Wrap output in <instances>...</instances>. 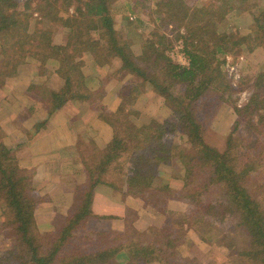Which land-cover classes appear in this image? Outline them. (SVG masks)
<instances>
[{
	"label": "trees",
	"instance_id": "1",
	"mask_svg": "<svg viewBox=\"0 0 264 264\" xmlns=\"http://www.w3.org/2000/svg\"><path fill=\"white\" fill-rule=\"evenodd\" d=\"M247 1L210 0L205 7L191 8L187 0H154L155 12L162 10L166 24H172L171 36L154 28L135 43L127 29L121 30L123 25L129 28L132 23L127 17L120 29L114 28L108 12L110 0H24L21 10L16 8V0H0V40L25 49L39 64L40 74L55 70L64 81L61 89L50 92L48 112L70 100L81 99L88 106L98 107L107 132L105 145L99 147L90 141L93 153L82 158L87 186L81 185L80 191L71 195L73 211L61 225L48 227L37 237L32 233L35 210L46 200L32 186L34 170L19 166L0 127V227L11 233L15 241L10 250L0 254V264H199L193 260L175 262L166 248L188 230L198 231L194 224L210 226L208 234L199 236L200 240L217 239L223 223L230 227L227 235L233 243V230L243 234L234 244L237 264H264V80L255 81L252 106L241 121L235 117L237 106L224 96L230 84L222 76L227 55L234 57L244 48L256 47L264 53V11L259 15L248 13L252 28L239 38L224 37L218 31V20L229 13L237 19L239 6L247 11L254 6ZM148 2L140 6L147 9ZM138 7L136 1L131 11ZM43 20L61 24L67 31L65 38L56 39L51 30L42 27ZM177 40L183 42L186 65L166 53ZM86 54L95 56L89 58L88 72L80 58ZM51 61L56 66L49 69ZM15 62L0 60V82L17 74L19 64L16 66ZM122 73L129 74L135 91L115 100L114 107L106 106L103 100L110 81ZM144 86L162 98V108L168 110L163 120L154 117L150 107H144L140 90ZM209 93L224 96L218 113L230 103L232 106L227 115L232 123L222 148L205 140V114L200 109L203 99L212 97ZM138 117L142 121L137 122ZM175 138L179 141L175 142L178 150L163 146L164 139L174 142ZM173 159L178 171L172 169L171 177L181 181L178 187L160 181L159 172L169 168ZM118 161L114 169H120L118 173L123 175L120 187L124 186L123 191L131 200L139 191L147 195L144 201L150 209L139 212L140 216L149 214L154 223L143 227V217H136L138 224L126 222L124 226L127 232L134 230L132 234L125 237L123 233L122 238L115 240L114 235L111 237L115 231L99 228L102 220L113 217L94 214L92 203L99 186L118 187L117 179L107 176L111 163ZM158 194L184 203L186 208H164L163 212L159 209L171 216L169 223L160 224V211L149 205V200ZM56 200L59 202L54 204L61 209L67 201L66 194ZM90 218L99 221H93L91 228L86 229ZM84 238L99 242L93 243L98 246L79 250L77 245H71L73 240Z\"/></svg>",
	"mask_w": 264,
	"mask_h": 264
},
{
	"label": "rangeland",
	"instance_id": "2",
	"mask_svg": "<svg viewBox=\"0 0 264 264\" xmlns=\"http://www.w3.org/2000/svg\"><path fill=\"white\" fill-rule=\"evenodd\" d=\"M17 1V6L16 8L18 10H21V8L24 5V0H16ZM115 0H110V6L108 7V12L110 13L112 20H113V26L115 29H120L123 23L125 22V17H127V20L132 21L130 27L123 25L121 30L125 31L126 29L130 32L131 38L134 40L144 38L149 35L150 31L154 28L159 29L161 32H164L171 36L170 29L172 28V24H166L167 17L164 15L162 10H159L157 13L155 12L156 10V5L154 3V0H148L149 2L147 3V9L146 7L140 6L141 4L146 2V0H119L116 3H114ZM126 1V2H124ZM139 6L136 11H131L132 5L136 3ZM113 2V4H112ZM188 4L191 5V8H195L197 6H203V5H208L210 3V0H187ZM209 2V3H208ZM248 3H251L254 5L252 8L247 11V8L242 9V6H239L238 9H240V16L237 19H232L231 17L232 13H229L224 19L218 20L219 21V29L218 31L225 37L226 35H231L235 38H239L242 35H245L246 33L250 32V29L252 28L249 26L250 19L251 17L249 16V12H253L256 15H259L260 12L264 11V0H248ZM129 5V6H126ZM234 7L233 5H231ZM205 7V6H203ZM244 10V11H243ZM141 11V13L139 12ZM163 24V25H162ZM42 27L49 29L52 31V33L55 35L56 39L63 40L65 38V35L67 34V31H64L62 28V25L57 23V22H52L48 20H43L42 21ZM182 29V28H181ZM182 31V30H181ZM141 42V41H140ZM134 43V42H133ZM136 43V42H135ZM181 45L183 47V42L181 40H177L174 43V46L171 50H168L166 53L171 57V52L175 48L178 49V46ZM16 51H14L15 49ZM21 46H17L13 42H8L5 40H0V60L1 59H10V60H16L13 55H16V58L22 56H26V58L31 62L32 64L37 66L38 73H39V64L31 58L25 49H21ZM12 51L17 52L12 55ZM180 54V52L178 51ZM178 54V55H179ZM175 52L173 53V58L172 60L181 63L178 60V56ZM90 56V57H89ZM83 55L81 56V60H84V66L83 68L85 69V72H88L86 69H89L90 65V60L95 58L93 54L89 55ZM90 58V60H89ZM32 60V61H31ZM54 61H51L48 63V67L54 68L56 66ZM16 66H20L21 62L19 60H16L15 62ZM114 70L115 67H112ZM52 72H55V70H51V74H45L42 75L44 77L43 83L40 84L41 88L43 89L40 95L47 101L50 99V89L48 86L52 84L50 82L47 87L44 86L45 81L49 79L52 76ZM222 72H223V78L229 82L230 84V90H228L227 93L224 94V96H229L230 97V102L235 104L237 106V110H235V117L241 121L244 120L245 115H247V111L250 110V107L252 106L251 99L254 94H256L255 91H253V88H256L257 83L255 81L257 79H263L264 80V53L261 48L256 47L253 50H248L247 48H244L240 53H238L237 56H226V62L222 66ZM18 74V73H17ZM57 74V73H56ZM58 75V74H57ZM59 76V75H58ZM60 80L62 81V86L64 84L63 79L59 76ZM129 74L128 73H122V75L114 76L113 79L110 81V84L112 86H115L114 89H112L113 97L107 101L106 106L109 107H114V101L117 100L119 97L124 98L125 96L127 97L129 91L131 90L135 91V87L133 85L132 81H129ZM96 85V84H95ZM62 86L59 88L61 89ZM59 89H56L58 91ZM141 92H143L144 98L143 102L146 104L144 107H150L149 111L150 113L153 114L154 117H156L159 120H163L167 116V109L162 108V98L154 93L153 91L149 90L146 88V86L140 88ZM259 90V89H257ZM111 90H107V94L112 93ZM106 94V95H107ZM212 95V97L208 98L207 100L203 99L202 102V109H200L201 113L205 114V140L208 144L222 148L225 143V136L229 130V127L232 123V119L228 118L232 110L231 103L228 105L225 109V111H222L220 114L218 113V104L220 101H222L224 96L221 94H218L217 96H214L212 93H209ZM115 99V100H113ZM221 99V100H220ZM142 103L139 102V107L142 108ZM45 106L50 109V102L49 105L45 103ZM98 110V107L96 108ZM99 113V112H98ZM217 113V116H216ZM229 113V114H228ZM95 118V117H93ZM214 118L213 122L212 119ZM211 120V121H210ZM142 121V117H138L137 122ZM4 130V129H3ZM88 131V130H87ZM5 132V131H4ZM102 134H104L103 129L101 130ZM2 134V133H1ZM38 134V133H37ZM94 136L93 135H87L88 138V145L81 146L80 150V160L82 162V158H86L90 156L93 153V148L92 144L90 141L93 140ZM32 141L34 143H38V139L40 138V135L33 134L31 136ZM99 142L102 140L104 141V137H98L96 136ZM101 140V141H100ZM18 143L19 141H15ZM179 143L178 139L175 138L174 142L172 139H164L162 141L163 146L166 148L172 150H178L176 148L175 144ZM5 143L7 145H10L14 151V155L16 156L18 160V164L21 168H25L28 170H34L33 167H26L23 166L20 163V159H18L16 155V149L17 145H14V142H12V139L10 135L6 136ZM23 143V141H22ZM105 145V141L103 143V146ZM99 146V147H103ZM43 159H37L38 162L42 161ZM122 162H126L124 159H122ZM118 162H113L111 163L110 171L107 174L109 178H116L119 183H117V188H112L108 186H99V188L96 190L95 193L98 192L100 194V199L97 198L96 202L92 203V210H94V214L98 216H112L113 218L111 219H104L102 226L99 228H109L108 230L114 233H111V237L114 235L115 240H119L122 238V234L124 233V236H130L132 232L130 231L127 232L126 228L124 227L126 225V222L128 224H138L137 220H135L136 217H143L142 221V226L145 227L149 223H154L153 218L149 214H145L143 216H140L143 208L146 210H149L150 207H148L144 201V196L146 198L147 195H144L143 192L139 191L135 196L133 197V200L127 197V195L124 193L123 189L124 186L122 187V190L120 189V184L122 185L123 182L121 183L120 181L123 178V175L118 173V170L120 169H114V166L118 164ZM126 165V164H125ZM82 174H84L82 177L79 178L76 182H74V187L73 190L70 192V194L74 195V192L80 191L79 188L81 185L87 186V183L85 182V170H84V165L82 163ZM172 169H175L178 171V166L175 163L174 159L170 161V167L167 169H163L160 171V181L161 184L168 183L173 187H178L181 184L180 180L173 179L171 177V172H174ZM172 170V171H171ZM73 178L76 177L73 176ZM155 184H152L150 188H153ZM33 185V184H32ZM50 186L51 185H47ZM120 187V188H119ZM36 191V189L34 188ZM35 191H33L35 193ZM59 193H62V190H57ZM38 194L43 195L46 201H50V203L54 204V201L58 204L59 201H57L54 198L60 197V194H58L57 197H54L53 200L51 199H46L49 195H53L55 191H52L48 187L45 188V190H41V188H38L36 191ZM139 194V195H138ZM143 194V195H142ZM67 195V194H66ZM95 196V194H94ZM155 197V198H154ZM154 199L149 200V205L153 204L155 207L153 209L161 210L163 212V209L170 210V208H175L177 210H184L186 208V205L184 203H177L173 200L167 199L164 194L162 195H156L154 196ZM94 199V198H93ZM111 201L113 204L114 202L120 203L121 204V209L119 208L116 209L115 206L112 207L111 204H105L103 201ZM65 201L67 205L65 210H61L56 215L54 216V222L53 223H42L38 222L36 220V224L32 229V233L36 235L37 237H40L42 232H45L44 230L47 229L48 227H53V226H59L61 225L64 220L66 219L67 214L71 213L73 211L74 207V200L67 199ZM72 201V203H71ZM126 205H128V210L126 211ZM95 206V207H94ZM54 205H52V209H54ZM55 210V209H54ZM159 210V211H160ZM160 211V219L159 222L162 224L163 222L169 223L171 221V216H166L167 214L163 213ZM56 218V219H55ZM93 221H96L97 219L90 218ZM99 221V220H97ZM87 226L85 227L86 229L91 228L90 223L86 224ZM196 226L198 231H195L193 229L188 230L185 234L182 236L178 237V239L174 242V245L170 248H166L167 253L169 256L175 260V262L178 263H184L188 260H193L196 263L199 264H237L239 260L234 256L236 253L233 252L236 247H234V244L237 242L238 235L243 237V234L238 231L233 230V235L232 238L234 239V243L232 240L228 237L227 232H229L230 227L226 224L221 225V230L222 233L218 236L217 239H205L200 240L201 238L199 236L204 237L206 234H208V229H210V226L206 225H201V224H194ZM141 227V228H143ZM176 228V227H175ZM83 231L81 230V233ZM179 232V231H177ZM80 233V234H81ZM199 233V235H198ZM78 237H79V233ZM135 235V234H134ZM133 235V236H134ZM200 238V239H199ZM236 238V240H235ZM93 241V242H91ZM89 240L88 238L81 239L80 241L78 240H73L72 241V246L77 245L79 250H88L89 247L91 249H95L98 245L93 244V243H99L96 242L95 240ZM239 243H244V242H239ZM15 241H14V236L11 235V233L7 232L3 228L0 227V254L6 252L7 250H10L12 246H14ZM233 246V247H231ZM245 246V243L242 245V247ZM232 250V251H231ZM232 252V255H229Z\"/></svg>",
	"mask_w": 264,
	"mask_h": 264
},
{
	"label": "crops",
	"instance_id": "3",
	"mask_svg": "<svg viewBox=\"0 0 264 264\" xmlns=\"http://www.w3.org/2000/svg\"><path fill=\"white\" fill-rule=\"evenodd\" d=\"M117 1L119 0H115L114 3ZM143 39H136L134 42L139 43ZM14 51L12 55L17 53ZM13 56L21 65L17 68L18 74L6 77L4 82H0V127L4 129L6 136L10 135L14 145L18 146L16 155L20 163L35 169L32 186L41 190L48 187L55 191L49 197L54 198L63 193L67 194V199H71L70 192L73 190L74 182L84 175L80 147L89 144L87 135H93L92 138L98 146H103L104 141L106 142L107 132L103 119L98 114L96 105L88 106L81 99L70 100L61 108L49 113L44 101L49 105L50 99L46 101L44 98L43 101V97L38 95L43 90L40 84L43 83L44 77L26 56L20 55L18 58L17 54ZM50 82H52L48 86L50 91L62 86V81L55 72H52L44 86L47 87ZM114 87L110 84L108 90L112 92ZM113 93L105 96L104 104L113 97ZM102 129L104 134L101 136ZM37 133L40 138L38 143H34L31 136L38 135ZM96 136L104 137L105 140L99 142ZM37 159L43 160L38 162ZM57 190L60 192L62 190V193ZM99 195L98 192L95 193L94 202L97 198L100 199ZM103 202L115 206L118 210L121 207L117 202L114 204L111 201ZM52 205L55 206V210L52 209ZM67 205L69 204L64 203L61 209H58L50 201H42L36 207L35 218L38 222L53 223L56 213L65 210ZM88 223H93V220L90 219ZM102 224L103 222L100 225Z\"/></svg>",
	"mask_w": 264,
	"mask_h": 264
},
{
	"label": "built area",
	"instance_id": "4",
	"mask_svg": "<svg viewBox=\"0 0 264 264\" xmlns=\"http://www.w3.org/2000/svg\"><path fill=\"white\" fill-rule=\"evenodd\" d=\"M178 51L180 52V54L178 53ZM176 53L179 57H178V60L181 62V64H184V65H186L187 63H188V61H187V58L185 57V55H184V52L182 51V46L181 45H179L178 46V49H174V50H172V52H171V58H173L174 59V57H173V53Z\"/></svg>",
	"mask_w": 264,
	"mask_h": 264
}]
</instances>
